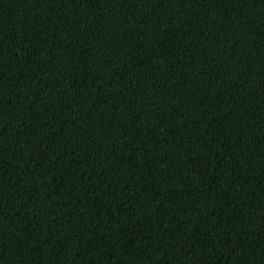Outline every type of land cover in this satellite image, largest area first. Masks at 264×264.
<instances>
[{
  "label": "trees",
  "instance_id": "16d2710c",
  "mask_svg": "<svg viewBox=\"0 0 264 264\" xmlns=\"http://www.w3.org/2000/svg\"><path fill=\"white\" fill-rule=\"evenodd\" d=\"M0 264H264V0H0Z\"/></svg>",
  "mask_w": 264,
  "mask_h": 264
}]
</instances>
